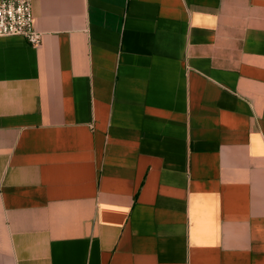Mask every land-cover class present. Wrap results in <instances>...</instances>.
<instances>
[{
	"label": "crops",
	"instance_id": "obj_1",
	"mask_svg": "<svg viewBox=\"0 0 264 264\" xmlns=\"http://www.w3.org/2000/svg\"><path fill=\"white\" fill-rule=\"evenodd\" d=\"M0 37V264H264V0H30Z\"/></svg>",
	"mask_w": 264,
	"mask_h": 264
},
{
	"label": "built area",
	"instance_id": "obj_2",
	"mask_svg": "<svg viewBox=\"0 0 264 264\" xmlns=\"http://www.w3.org/2000/svg\"><path fill=\"white\" fill-rule=\"evenodd\" d=\"M0 37H22L33 47L41 45L43 34L35 27L30 0H0Z\"/></svg>",
	"mask_w": 264,
	"mask_h": 264
}]
</instances>
